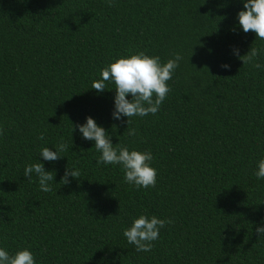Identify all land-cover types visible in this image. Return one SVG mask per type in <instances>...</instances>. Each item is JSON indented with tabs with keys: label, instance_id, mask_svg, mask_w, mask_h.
I'll list each match as a JSON object with an SVG mask.
<instances>
[{
	"label": "trees",
	"instance_id": "trees-1",
	"mask_svg": "<svg viewBox=\"0 0 264 264\" xmlns=\"http://www.w3.org/2000/svg\"><path fill=\"white\" fill-rule=\"evenodd\" d=\"M242 0H0V248L36 264H264V40L239 27ZM182 55L159 111L113 119L115 86L92 88L118 58ZM222 65H229L225 69ZM132 100L131 95L127 97ZM91 117L113 146L151 151L155 187L97 165L76 125ZM43 135L44 139H40ZM67 150L49 162L45 147ZM54 172L40 191L25 167ZM81 175L60 184L66 169ZM141 215L172 220L150 252L123 235Z\"/></svg>",
	"mask_w": 264,
	"mask_h": 264
},
{
	"label": "clouds",
	"instance_id": "clouds-1",
	"mask_svg": "<svg viewBox=\"0 0 264 264\" xmlns=\"http://www.w3.org/2000/svg\"><path fill=\"white\" fill-rule=\"evenodd\" d=\"M109 7L114 6V0H106ZM244 10L238 13L239 27L244 33L252 32L256 39L264 40V0H242ZM261 53V49L251 46L250 51L239 56L238 50L235 54L242 60L243 64H251L260 69V63H254ZM183 59L179 53L166 63H161L159 56H149L144 52L132 54L127 58H118L101 70V79L94 81L92 88L97 92H103L106 88L105 82H112L115 86V110L112 113L113 119L119 120L121 116L127 117V133L135 136L136 130L129 128L131 117H144L148 114L155 115L166 99L170 88L168 81L172 79L174 72ZM230 69L229 65H222ZM131 95L132 100L127 97ZM78 128L82 138L95 142V149L101 155L97 159V165H121L124 171L125 182L136 188H151L156 185L157 170L151 167L153 155L151 151H137L125 146L111 143L108 133L103 127L97 125L91 117L86 119L83 125H76L73 131ZM3 129H0V134ZM40 139H44L41 135ZM67 150L65 143H60L57 150L43 148L40 157L45 161L53 162L61 158L60 152ZM33 173L38 178L40 191L48 193L52 191L50 182L54 181V172L46 171L42 163H34L25 167L24 176L31 180ZM81 175L78 169H66L60 184L67 185L69 177L78 178ZM257 179H264V159L259 160L258 170L255 172ZM172 220H161L155 216L149 218L141 215L133 220L131 226L124 230L123 235L127 242L135 246L137 252H150L153 248V241L160 235V229L171 224ZM256 233L259 238H264V226L257 227ZM0 264H36L35 258L30 250L17 251L14 255L0 248Z\"/></svg>",
	"mask_w": 264,
	"mask_h": 264
}]
</instances>
